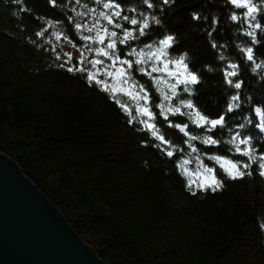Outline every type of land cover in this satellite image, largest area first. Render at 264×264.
<instances>
[{
    "label": "trees",
    "instance_id": "1",
    "mask_svg": "<svg viewBox=\"0 0 264 264\" xmlns=\"http://www.w3.org/2000/svg\"><path fill=\"white\" fill-rule=\"evenodd\" d=\"M148 2L152 8L144 0H55L54 5L50 0H0V150L61 211L104 264H264V176L260 175L264 169L258 167L264 163L260 159L264 156V33L256 29L259 43L252 45L246 33L255 25L249 26L244 18L246 9L227 0ZM105 3L119 8L105 9ZM251 3L261 8L255 15L264 26V0ZM117 10L120 17L113 15ZM232 13L241 19L231 21ZM144 16L150 21L146 32L151 39L139 37V25L130 24ZM217 18L219 26L209 37L207 30ZM77 23L100 29L105 44L109 38L104 29L116 31L119 37L124 30L133 31L137 39L126 45L117 42L121 59L134 60L127 53L147 44L156 52L159 40L175 37L174 49L156 52L153 63L158 72L132 76L149 91L151 118L137 111L145 106L138 89L123 85L118 75H105L119 64L110 67L111 60L90 50L105 44L84 41V35L96 32L77 30ZM210 39L227 47L214 50ZM250 46L255 49L253 62L241 51ZM185 54L201 83L190 93L177 85L172 96L174 80L188 78L183 65L175 63ZM97 59L103 65L91 63ZM233 62L240 65L239 76L233 78L243 81L240 90L223 78L226 63ZM93 72L103 83L88 79ZM115 78L119 87L113 85ZM106 87L115 88V94ZM235 93L241 96V106L213 136L220 142L214 146L202 143L208 134L192 125L187 115L169 112L165 120L156 106L176 107L181 100H191L195 110L182 108V112L195 119L197 111L216 118ZM164 95L171 100L164 101ZM169 123L188 124L187 131L199 139L189 140ZM149 124L167 143L152 135ZM235 132L251 138L241 146L248 156L237 153L230 143ZM167 151L174 155L169 157ZM214 156L221 158L219 163ZM228 160L248 163L252 174L230 178L224 169L234 176L237 172ZM213 180L220 182L215 191L206 187Z\"/></svg>",
    "mask_w": 264,
    "mask_h": 264
},
{
    "label": "snow or ice",
    "instance_id": "2",
    "mask_svg": "<svg viewBox=\"0 0 264 264\" xmlns=\"http://www.w3.org/2000/svg\"><path fill=\"white\" fill-rule=\"evenodd\" d=\"M78 2H79V0H77V3ZM144 2L147 4L148 8L153 7V5L148 2V0H144ZM167 2H168V0H164V3H167ZM227 2L236 8L246 9V12H244V14H243L244 18H247L250 21L249 26L252 24L255 25V29L253 31L247 32L246 35L251 38L250 41H251L252 45L259 43L257 32L255 30L259 29L262 33H264V26H262L261 23H259L257 21V16L255 15V13L260 12L261 8L255 4L251 3V0H227ZM50 3H52L54 5L55 0H50ZM103 7L105 9H111V8H117L118 9L119 5H114L111 3H105L103 5ZM100 15L105 20H107V22L109 24H113V19L110 16H108L107 14H105L103 12H101ZM113 15L116 17H120L121 12L117 10L113 13ZM122 18L125 20L129 19L127 16H123ZM193 18L196 20L200 19V17L196 16V15H194ZM229 18L231 21H238L241 19V17L235 13L230 14ZM153 19H155V18L153 17ZM155 22L157 24L160 23L159 20H156ZM251 22H255V23H251ZM130 24L132 26L139 25V28H138L139 37H145L147 39H151V37L146 32V30L150 28V21H149V18L147 16H144L142 21L133 18L130 20ZM218 26H219V20L217 18V19H214L212 21V26H210L207 30L209 37H213V35L216 31V28ZM75 27L77 30L85 29L89 33H92L94 31L96 32L95 36L84 35L82 37V39L84 41H96L100 44H105V40L101 36L100 29L96 28L95 26L87 27L83 24L77 23L75 25ZM115 27L119 28L120 25L116 24ZM104 33L109 38V41L105 44V46L101 47V48H97V49H90V50L95 51L97 56L107 57L109 60H111L112 65H110V67H115L117 64H119L120 67L116 68L115 72L106 70L105 75H107L109 77H113V76L118 75L120 77V82L123 85H126L128 88H131L133 90L138 89L137 95H138L139 99L144 101L145 106L142 110L138 109L137 111H142L143 114H145V115L149 116V118H151L152 114L147 108V104L149 101V91H148V89L144 88L142 85L137 84L136 81L132 79V76L134 73H137V72L142 74L143 76H152L153 73L158 72L160 69L153 63V61L158 59V57L156 56V52H163L166 50L174 49L175 48V37L172 35H167L165 38L159 40L157 42L156 52H154L152 50L153 49L152 44L145 45V47L140 49L139 51L136 48H132L131 51L127 53V55L129 57L134 56L135 59L133 60V59H121V55L118 54V52H117V42L120 45H126L129 40L137 39V36L134 34L133 31L124 30L123 37H119L118 33L116 31L108 32L107 29H104ZM113 38H115V39H113ZM209 43L214 50L223 49V48L227 47V45H221V44L216 43L214 41V39H210ZM241 51L244 54V58H246V60L248 62L254 61L255 49L253 46L243 48V49H241ZM217 58L219 60H222V61L225 60V57L223 55H218ZM187 60H188V58H187V55L185 54L184 56H180L178 61H175V63H181L183 65V68H184L185 72L187 73L188 78L187 79L174 80V82L171 85L172 96H175L177 94L176 93L177 85L183 86L181 89L183 92L190 93L191 89L195 88L196 85L201 83V76H200L199 72L196 70H193L190 67V62H186ZM91 63L93 65H103V61L99 60V59L93 60V61H91ZM206 67H208V66H206ZM256 67L260 68L261 65L257 64ZM239 69H240V65H238L235 62L226 63V70L223 72V78H224L226 84L233 87L236 90H240L242 88V85H243L242 80L236 81L233 79V78H236L239 76ZM212 70L213 69L211 67H208V71H212ZM69 71H72V69L70 68ZM88 79L92 80L98 84L103 83V81L96 79V73L95 72L89 73ZM105 90L111 91L113 94H115V92H116L115 88L106 87ZM120 91L124 92L125 89L121 88ZM163 100L164 101H170L171 97L168 95H164ZM121 106L123 107V105H121ZM156 106L161 109L160 115L163 116V118L165 120H168V113L169 112H171L173 115H175L177 113H179L180 115H187L188 119L191 121L192 125H194L197 128L203 129V131L208 134L202 139V143L205 145L214 146V145H218L220 142H219V140L214 139L213 136L215 134H217L219 131H222L228 125L230 114H234L236 112V110L241 106V96L239 93L233 94L231 96L230 101L227 102L226 108L216 118H209L206 115H201L197 111L196 114L199 118L195 119L191 116L190 112H182L181 111L182 108H186L189 110H195V105L191 100H187V101L181 100L180 105L176 106V107H171L170 105H165L164 103H159ZM125 110L127 111V109H125ZM255 111L260 112L261 110L255 109ZM142 123H148V122L142 121ZM168 126L178 128L179 131L184 133V135L187 136L189 140L199 139L198 136L191 135L187 131V129L189 127L188 124H184L183 126H181L180 124L173 125L172 123H169ZM148 127L150 130H152V135L155 136L156 139L160 140L163 143H167V141L165 140V137L158 134V131L156 130L155 125L149 124ZM240 127H243V125H240ZM250 140H251V138L245 136L243 133L235 132L234 135L232 136V140L230 141V143L235 145V151L237 153H240L242 156H248L249 153L246 151H242L241 146L248 145L250 143ZM196 150L197 149L193 148V151H196ZM167 155L169 157H172L174 155V153L172 151H167ZM212 159L216 160L219 163L221 158L214 156V157H212ZM260 159L262 161H264V156H261ZM226 162L230 163L231 168L235 169L237 172V175L234 176L231 171H229L228 169H224L225 173L232 179L242 178L246 174H252L251 172L247 171L249 169L250 165L246 162L233 163L231 160H228ZM183 163L187 164L188 161L185 160ZM221 167H223L222 164H221ZM258 167L260 169H264V163H259ZM208 171L211 172L212 169H208ZM260 175L264 176V171L260 172ZM219 186H220V182L217 180H213V182L211 184H208L206 187L208 189L215 191L216 188H218ZM201 187H205V186L201 185Z\"/></svg>",
    "mask_w": 264,
    "mask_h": 264
},
{
    "label": "water",
    "instance_id": "3",
    "mask_svg": "<svg viewBox=\"0 0 264 264\" xmlns=\"http://www.w3.org/2000/svg\"><path fill=\"white\" fill-rule=\"evenodd\" d=\"M0 264H104L61 211L1 150Z\"/></svg>",
    "mask_w": 264,
    "mask_h": 264
},
{
    "label": "rangeland",
    "instance_id": "4",
    "mask_svg": "<svg viewBox=\"0 0 264 264\" xmlns=\"http://www.w3.org/2000/svg\"><path fill=\"white\" fill-rule=\"evenodd\" d=\"M70 54H78V55H81V52H79L78 50H74V49H68L67 50ZM115 72V71H114ZM117 76V75H116ZM113 85H118V87L121 85V83H119V81L117 80V78H115L114 82H113ZM203 182H206V180H203Z\"/></svg>",
    "mask_w": 264,
    "mask_h": 264
}]
</instances>
